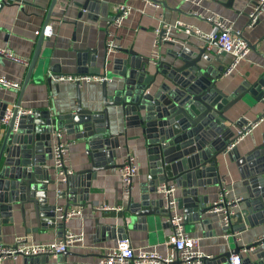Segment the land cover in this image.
<instances>
[{
	"label": "water",
	"instance_id": "95a60500",
	"mask_svg": "<svg viewBox=\"0 0 264 264\" xmlns=\"http://www.w3.org/2000/svg\"><path fill=\"white\" fill-rule=\"evenodd\" d=\"M152 1L167 6L164 0ZM56 3L57 0H51L43 28L50 21ZM74 4L80 8L79 17L83 11L107 21L112 16L108 4L101 0ZM192 34L201 38L203 43L187 38L178 49L169 52V59H162L160 55L153 60L133 49H122L128 56L116 58L114 73L124 81L113 94H109L108 81L101 83L102 109L83 108L77 82L76 110L52 116L48 110L22 112L25 109H21L23 92L32 78L38 80L46 76L51 83L52 75L62 74L60 65L50 64L46 58H41L43 41L48 38L41 30L17 98L11 103L9 99L0 97V235L2 224L14 223L15 204H20L21 212L25 213V203L33 204L39 225L63 233L67 221L59 219L58 208H62L65 215L70 207L89 201L92 181L98 179L99 172L120 166L115 162L117 150L121 147L120 137L124 136L127 141L128 133L133 129H139L145 140L149 174L140 187L139 198L132 192L127 196V207L123 212H128L129 218L124 214L122 224L103 223L100 231L119 236V240L126 239L120 235L135 222L146 223L148 218L170 217L169 210L164 208L166 200L158 192L159 185L170 183L181 188L177 202L185 213V220L200 221L212 229L213 219L203 218L211 211L212 205L208 195L200 193L199 188L206 191L209 186L225 184L221 172L226 163L220 159L225 153L230 160H235L247 187V196L241 201L246 207L237 215L238 224L235 226L233 223L232 231L264 224V138L244 154L237 144L227 150L239 138L238 131L244 125L258 121L233 120L228 113L239 101L264 105V72L252 83L242 81L234 90L225 91L218 82L226 76L227 65H215L214 62H220V55H212L210 41L195 32ZM244 39L250 49L257 51V43ZM211 44L216 45V42ZM77 52L78 75L102 73L95 66L97 49L85 48ZM0 56H3L1 52ZM7 113L11 114L8 122L4 123L2 119ZM111 113L116 125L120 117H124L123 131H112ZM58 129L85 139L89 157V166L67 176L62 183L64 189L59 190L55 188L57 181L53 177L56 168L49 163L52 159V134ZM59 200H65V204H59ZM30 231L28 228L27 233ZM231 241L235 242V238L232 237ZM255 246L243 257V264H264V245L260 242L245 245L247 249ZM243 247L236 243L228 251L205 258V264H230L231 255ZM67 252L56 256L47 253L21 255L20 264H67L64 258ZM52 256L55 261H51Z\"/></svg>",
	"mask_w": 264,
	"mask_h": 264
},
{
	"label": "crops",
	"instance_id": "0c3cea01",
	"mask_svg": "<svg viewBox=\"0 0 264 264\" xmlns=\"http://www.w3.org/2000/svg\"><path fill=\"white\" fill-rule=\"evenodd\" d=\"M84 0H57L51 12L50 23L53 25V34L47 36L43 41L41 58H46L50 64H58L62 74L78 75V52L79 49L95 48L98 50L95 66L100 72H111L108 75L112 78L108 82L109 94H113L114 89L123 84L124 78L118 73H114L117 63L116 58L127 57L128 54L122 49H133L139 55L153 59L154 54V28L160 19L168 22L177 20L189 27L202 32H211L213 22L202 15L218 17L223 20L232 31L240 30L244 38L252 44L257 43V51L250 50L247 58L242 60L238 67L230 74L226 75L218 82V86L227 92L234 90L242 81L254 82L264 72V12L259 16L258 21L253 25H248L249 14L254 9L257 0H164L167 6L161 4L155 7L150 1L145 0H101L108 4L109 14L113 15L114 5L120 2H127L133 9L124 20L123 25L116 30V41L120 48L113 52H108L106 48V28L107 20L98 18L96 14L90 15L83 11L79 17L80 8L74 2ZM51 0H0V49L9 47L14 52L29 57L34 52L39 34L37 31L43 26ZM201 13L202 15H200ZM46 36V35H45ZM189 38L198 43H203L201 38H196L192 33L182 28H172L170 39L164 40L157 47L162 59H169V52L178 49ZM172 42V43H171ZM209 50L212 55H220V62L215 65H228L232 56L228 53L217 52L216 45L210 44ZM107 60H105V54ZM82 56V54H80ZM83 61V56L80 57ZM27 66L16 63L9 58L0 56V75L12 80L22 82L25 78ZM77 82L74 81H47L46 76L30 80L26 86L21 100V109L25 110H48L52 116L66 113H73L77 108ZM80 86V100L83 108L93 110L102 109V84L97 82H83ZM21 88V87H20ZM19 88V89H20ZM19 89L0 88V97L9 99L11 103L17 98ZM264 113V105L261 102L249 105L245 101H239L228 113L233 120L244 118L248 122L258 120L250 131L238 142L237 146L242 154L263 141L264 138V118H260ZM124 117H120L116 125L113 114L110 115L112 131H123ZM237 132L236 127H234ZM65 137L69 140H76L70 147L69 162L74 171L89 166L87 155V141L79 139L74 134L66 132ZM121 147L117 150L115 162L120 164L123 157L132 152L138 159L140 171L134 179V189L132 194L139 198L140 187L147 180L149 174V160L146 151L145 140L141 137L139 129H133L128 133V140L124 136L120 137ZM223 162L226 167L222 169L224 183L229 185L233 194L245 198L247 187L243 183L239 168L235 160H230L228 154H223ZM49 163L53 164L52 159ZM118 168L99 172V177L92 181L89 201H82V205L74 206L80 209L81 215L75 216L67 221L66 230H84L85 242L83 245L70 248L64 256L67 264H100L99 258L102 253L113 247L119 241V236L105 234L100 231V225L107 222L122 224L123 215L130 216L128 212H123L127 207V197L122 195ZM56 171H53L55 178ZM55 188L57 186L55 185ZM59 189H64V185H59ZM200 193H206L209 204L215 198L218 186H209L206 191L199 188ZM175 195L180 197L181 188L177 186ZM90 202V203H87ZM59 204H65V200H59ZM112 205L121 209L100 210L97 206ZM245 203L241 202L237 210L233 223L237 226V215L245 208ZM25 213L21 212L20 204H15L14 223L2 224L0 240L10 244L17 236L29 232L36 242H48L61 235L58 229L45 228L39 225L35 209L32 203H25ZM183 210V209H182ZM213 219V228L200 221L185 220V228L192 235L201 238V247L206 253L218 255L230 250L235 246V242L224 237V229L221 227L218 217L211 213H205L203 218ZM129 218V217H128ZM170 231L166 218L149 219L146 223L130 225L128 230L120 236L128 239L133 247L145 246L156 248L159 251L165 250L163 241ZM242 241L246 244L254 242L256 238L264 234V224L246 226L241 232ZM264 248V246H262ZM22 257L6 258L3 264H20ZM55 261V257H51Z\"/></svg>",
	"mask_w": 264,
	"mask_h": 264
},
{
	"label": "built area",
	"instance_id": "2783aa9c",
	"mask_svg": "<svg viewBox=\"0 0 264 264\" xmlns=\"http://www.w3.org/2000/svg\"><path fill=\"white\" fill-rule=\"evenodd\" d=\"M150 1L155 7H160L161 4L152 0ZM200 1V0H193ZM133 7L127 2H120L114 5V13L107 21L106 28V48L108 52H113L120 48V45L116 41V30L123 25L124 20L131 13ZM264 12V0H257L254 9L249 14V24L253 25L259 19V16ZM202 15L201 13H199ZM213 22V30L211 32H202L198 29L189 27L183 22L177 20L175 22H168L165 19H160L158 25L154 28V54L153 60L160 57V53L157 47L164 40L170 39L172 28H182L187 32H195L201 37L208 39L210 44L212 41L216 42L217 52H225L232 56L231 62L227 65L228 69L225 75L234 71L240 62L247 58L249 51L251 50L247 41L243 38L240 30L232 31L231 28L220 18L202 15ZM43 33L46 36L53 34V25L48 22L44 28L43 26L37 31V34ZM0 52L10 60L19 63L23 66H28L30 58L22 56L9 47L0 49ZM104 71L98 75H71L60 74L52 75V79L56 81H74V82H97L111 81L110 75ZM21 83L16 80H12L6 76L0 75V88H14L19 89ZM31 110H23L22 112H29ZM11 113H7L2 119V122L6 123L9 120ZM264 117H261V119ZM258 122V121H257ZM256 122V123H257ZM251 125L246 124L238 131L239 138L231 143L227 150L232 149L237 142L247 134ZM65 129H58L53 132L52 141V161L56 168V181L57 190L59 185L64 183L67 176L74 173L69 162L70 147L75 143L74 139H67L65 137ZM140 171V165L137 157L128 152L122 159L118 168V175L120 181L121 192L123 196H128L134 189V179L138 176ZM177 186L175 184H161L158 186V192L166 200L164 208L170 212V217L166 218V223L170 227V231L165 237L163 244L165 245L164 251H159L156 248H149L145 246L133 247L128 239H121L113 247L107 248L99 258L100 264H205V258H211L214 255L206 253L201 247V238L196 235H192L185 228V213L179 208L177 202V196L175 195ZM242 197L232 193L231 188L227 184H223L218 187L217 194L213 199L211 205V213L218 217L221 227L225 230L224 237L226 239L235 238V242L240 245H244L242 249L236 254H232L229 262L230 264H243V257L249 252L253 251L255 247L247 249L242 241L241 231H232L233 218L235 217L239 205L241 204ZM100 210H115L119 211L121 208L112 205H100L97 206ZM59 209V219H69L81 215L80 209L77 207H70L67 212L62 214L63 209ZM85 242L84 230L74 231L65 230L61 235L48 242H36L30 233H26L17 236L10 244H6L0 240V264H3L6 258H18L21 255H33V254H51L58 255L74 246L83 245ZM254 242H260V245H264V234L254 240Z\"/></svg>",
	"mask_w": 264,
	"mask_h": 264
}]
</instances>
